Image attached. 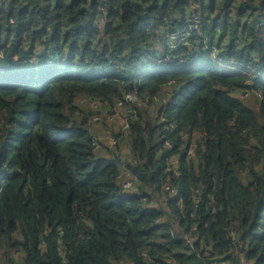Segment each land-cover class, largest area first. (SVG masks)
Masks as SVG:
<instances>
[{"label":"trees","instance_id":"1","mask_svg":"<svg viewBox=\"0 0 264 264\" xmlns=\"http://www.w3.org/2000/svg\"><path fill=\"white\" fill-rule=\"evenodd\" d=\"M225 1L0 4V264H264V0ZM195 10L221 23L168 49ZM132 93L107 157L78 100Z\"/></svg>","mask_w":264,"mask_h":264},{"label":"built area","instance_id":"2","mask_svg":"<svg viewBox=\"0 0 264 264\" xmlns=\"http://www.w3.org/2000/svg\"><path fill=\"white\" fill-rule=\"evenodd\" d=\"M238 1V4L242 7L247 6V2L245 0H236ZM147 2L149 4H155L159 9H162L164 6V0H147ZM178 16H170L168 19L165 18L162 20V22H166V23H175L176 21H178ZM112 20L107 21V17H101L98 19V22H104V23H109ZM207 21V20H206ZM205 21V17L198 11L196 12H192L190 15H188L185 19V23L186 29L180 30L176 33L171 34L170 36L166 37V42H167V48L168 49H176L178 47L179 44H181L183 41L188 40L192 35L195 29H198L199 27H201V25L205 24V26H208V24H206ZM217 24L221 23V20L219 19V21H217ZM263 23H259V26H261ZM218 27V26H217ZM218 29V28H217ZM219 30V29H218ZM207 46L209 43V40L207 38H205V42H204ZM188 42H185L184 45H188ZM199 49V47H197ZM210 51L209 56L214 60V62L216 64H218L219 66H221L224 70H228L231 73H241V74H249L252 71L249 72H245L242 71L241 69H237L234 67H230L227 64H222L220 62L221 58H220V53L217 49V47H209L207 48ZM171 56L170 55H166V56H159V61L161 64H166L170 61ZM49 65H52V63H49ZM226 68V69H225ZM178 87V86H177ZM249 91L244 92V95L247 96ZM250 93V92H249ZM258 93V92H257ZM257 93H255L258 97H260V95H258ZM175 95L170 98L169 103H172V100H174ZM141 100H139V97L136 93H132V94H127L125 96V98L112 105L109 106V110H108V115H111V118H115L118 114L121 115L122 117H124V119L122 120L121 126L117 129L114 130L113 128H109L106 129L105 131V139L107 140L108 144H109V148L110 150L115 153L117 156L119 155L117 153L118 148L121 146V141L119 140V138L117 137L121 132H127V130L129 129V119H133V120H137V113H135V111L132 110V107H129L127 105H125V103H129V104H139ZM97 102L98 104L101 103L99 101H94ZM163 102L165 103L166 101L163 100ZM124 111V114H121V112ZM106 121V120H105ZM114 119L110 120V123H113ZM107 122V121H106ZM88 129L90 130V128L88 127ZM93 147L94 149L97 151H99L100 149V138L96 135H94V142H93ZM120 156V155H119ZM118 179L121 180V184H122V191L124 193H132L135 190V185H136V180L133 178L132 174L128 173V169L125 166H122L121 169V174L118 176ZM186 241L187 244H189L191 246V241L188 239V237H186ZM215 264H234L233 261H220L218 263Z\"/></svg>","mask_w":264,"mask_h":264},{"label":"rangeland","instance_id":"3","mask_svg":"<svg viewBox=\"0 0 264 264\" xmlns=\"http://www.w3.org/2000/svg\"><path fill=\"white\" fill-rule=\"evenodd\" d=\"M226 3H227V1H225V0H217V5H218V7L219 6H226ZM216 15L217 14H214L209 20H207L206 21V24H210L209 25V27L211 26V25H213V23H215V22H217L218 20L216 19ZM219 30H221V26H218L217 27ZM248 93V95L247 96H245L244 95V93H239L240 95H239V97L241 98V99H245V100H249L250 98H251V95H250V93L249 92H247ZM258 95H260V98L262 97V94H261V92H258L257 93ZM259 98V99H260ZM100 104V105H99ZM97 103V102H93V100H90V99H86V98H83V99H79L78 100V106L80 107V108H82V109H86V113H91V119H92V123H91V127L94 129V131L95 132H97V133H99L98 131L100 130V129H102V126L103 125H105V126H107V125H109L110 124V120L111 119H114V121H113V125L115 124V123H117V122H119V119H124V117H122L121 115H117L115 118H111L112 116L111 115H108V113L106 114V116H105V119H102L103 121H101V114H99L100 112L98 111L99 110V108L101 107V105L102 106H104L105 104H103V103ZM256 104V106H257V103H255ZM133 106V105H132ZM108 112V111H107ZM79 119H81V118H79ZM107 122H106V121ZM95 128H96V130H95ZM115 154V153H114ZM116 155V154H115ZM109 156H111V155H107V157H109ZM117 156V155H116Z\"/></svg>","mask_w":264,"mask_h":264},{"label":"crops","instance_id":"4","mask_svg":"<svg viewBox=\"0 0 264 264\" xmlns=\"http://www.w3.org/2000/svg\"><path fill=\"white\" fill-rule=\"evenodd\" d=\"M4 1H6V0H0V4H3ZM194 8H196V5H195V7L194 6L192 7V9H194ZM195 12H196V10H195ZM103 24H104V22H103ZM108 110H109V105H106V106L101 105V107L99 108L98 111L100 112L99 114H101V121H103L102 119H105V116L108 113L107 112ZM121 114H124V111H122ZM91 121H92V119H91ZM91 121H90V126H88V127L90 128V131L93 135H96L100 138V149H99V151H102V153L105 155H109L110 154V148H109V144H108L107 140L105 139L104 133H105L106 129H109V128H113L114 130H117L121 126L122 120L119 119V122L115 123L114 125L112 123H110L107 126L103 125L102 129H100L98 131L99 133L95 132L94 129L91 127V123H92ZM95 130H96V128H95ZM117 153L123 159H129L131 157L130 149L126 145V143H121V146L118 149Z\"/></svg>","mask_w":264,"mask_h":264}]
</instances>
